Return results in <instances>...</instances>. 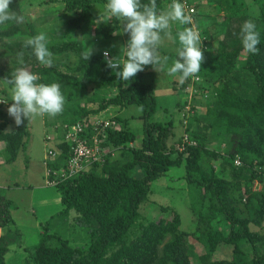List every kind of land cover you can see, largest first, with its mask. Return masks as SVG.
Returning <instances> with one entry per match:
<instances>
[{"label": "trees", "instance_id": "16d2710c", "mask_svg": "<svg viewBox=\"0 0 264 264\" xmlns=\"http://www.w3.org/2000/svg\"><path fill=\"white\" fill-rule=\"evenodd\" d=\"M192 1L198 9L192 13V29L200 34L205 59L199 80L189 78L182 85L174 84L189 95L181 99L184 102L175 103L184 125L181 133H176L173 118L151 119L158 110L151 77L156 73L155 66H145L128 82L120 80L107 67L102 55L106 49L99 54L92 52L86 61L82 58L85 44L71 38L72 30L89 21L95 7L105 6L107 0H12L10 10L23 16L24 22L0 24V81L11 86L5 78L29 64L28 71L40 77L37 83H58L65 97L63 111L54 120L44 115L45 124L53 129V137L45 136V144L58 152L56 158H45L46 167L51 171L66 169L71 150L65 136L77 122L85 126L88 139L95 134L100 148L115 152L78 175L58 179L55 187L61 208L45 222L48 225L41 223L43 233L26 264H264V0ZM148 2L141 0L142 4ZM48 3L62 5V16L71 15L74 27L68 33L57 30L61 39L49 33L54 36L48 45L53 53L50 67L40 64L32 48L24 46L37 35L36 20L29 19L24 8ZM156 4L157 11L163 12L169 11L173 3L156 0ZM205 6L216 11L215 15L212 11L213 17L205 13L202 17ZM101 16L99 21H91L97 37L111 38L122 30L115 17ZM207 17L212 22H207ZM246 20L254 21L260 33L259 52L255 55L246 53L240 41V26ZM179 25H171L170 34L179 32ZM122 34L127 44L129 36ZM21 52L23 64L18 63L17 54ZM72 53L75 64L61 57ZM169 55L175 57L174 52ZM110 89L114 93L109 94ZM0 91V97L9 100L5 106L0 103V141L10 154L9 161H14L27 147L31 117L7 130L11 120L5 109L12 101L7 92ZM95 98L99 100L97 107H88L87 103ZM129 105L140 108L138 117L143 120L137 146V135L127 125L128 117L111 116L116 124L104 129H96L93 123L96 113ZM235 159L241 164L236 165ZM180 166L190 189L189 207L194 219L190 231L180 228L179 213L168 206H159L155 219L139 212L150 184ZM137 170L141 171L140 177L134 174ZM53 176L51 173L49 178ZM255 179L262 185L260 190L252 188ZM4 189L0 188V228L14 220L11 200L4 202ZM72 212L74 222L82 223L89 236L82 246L49 232L52 218ZM14 241L15 236L8 230L0 236V264H6L4 256ZM222 245L231 248L230 257L214 258Z\"/></svg>", "mask_w": 264, "mask_h": 264}, {"label": "rangeland", "instance_id": "374dc122", "mask_svg": "<svg viewBox=\"0 0 264 264\" xmlns=\"http://www.w3.org/2000/svg\"><path fill=\"white\" fill-rule=\"evenodd\" d=\"M190 3L194 6L192 0H190ZM61 8L62 5L53 3H48L46 6L33 4L24 8L25 15L29 17V19L36 20L35 26L37 35L40 33L46 35L47 47L49 43L54 40V36L49 34L51 31L55 36H58L57 30H66L64 33H68L70 28L73 27L70 21L71 15L65 14L66 16H62ZM209 8L211 9L210 11ZM202 10L204 11L201 12L202 14H211L210 16H212V11L214 15L216 12L212 6H205ZM167 11L168 10H165L163 12ZM91 14L92 18H90L89 21L72 30L71 38L82 41L86 48H92L95 53L99 54L101 50L106 49L110 52L111 57L117 56L120 59L124 58L126 45L121 29H119L114 37L107 39L103 37L99 38L95 35L94 24L91 21L97 18H99V21L102 17L101 14L108 19L105 6L95 7ZM205 14H203L202 17H205ZM56 18L59 19L57 20ZM206 20L207 22H212V19L208 17ZM177 23L178 22H173L172 26L176 27ZM191 25L192 28H194L192 17ZM185 28V25H181L179 31ZM188 28H191V26H188ZM61 37V35L58 36V39H61ZM161 45L162 51L159 52L161 61L154 65V72L156 73H152L153 75L151 74L155 82V94L158 102V110L153 114L151 119L167 120L168 118H173L175 132L181 133L184 127L180 119L182 113L179 111L178 107L175 106V103L178 100L184 102L181 99L189 97V95H185L184 90H178L179 87L174 86V84L178 85V75H169L168 73V68L178 58L177 53L175 54L176 49L180 46L178 42V32L163 35ZM172 52H174L175 57L169 55ZM61 57L65 58L69 64L76 63L74 53L65 54V56L63 55ZM58 59L59 56L55 58V60ZM25 66V69L29 70L28 66L30 65L26 64ZM0 89L7 92L11 99V86L2 84L0 81ZM211 89L212 88L209 90ZM108 93H114V89H110ZM98 101L99 100L95 98L89 101L87 106L95 108L97 107ZM5 111H7V109H5ZM116 114L122 118H129L127 124L128 128L137 135L134 145H139L143 134V120L138 117L141 114L140 108L136 105H129L122 109L112 106L95 115L109 117ZM49 118L54 120V117L49 116ZM30 124L27 147L25 150H20L14 161H9L10 154L5 145L0 141V188H5L4 202L7 200H11L12 202L10 212L14 219L9 225L0 228V236L7 232V230L10 231V234L15 236V241L8 246V250L4 256L6 264L27 263V258L33 246L43 233L41 223H43V225H48L45 222L61 208L60 194L55 186H51L46 181V168L42 161L45 156L44 138L46 134L53 137V129L45 124L44 116L31 117ZM114 153L111 155H114ZM182 173H184L183 166L174 167L169 170L166 175L154 180L150 184L148 197L139 208V212L143 217L155 219L159 215L158 213H160L159 206H168L179 213L181 218L180 228L182 230L190 231L194 228V219L189 207L190 189L184 181ZM134 174L137 177L142 175L139 170L135 171ZM8 185H10L9 188L7 187ZM261 186L262 185L258 183V179H255L252 188L254 190H260ZM74 221V212L69 216L56 215L50 221L49 232H57L63 237L70 239L72 244L82 246L89 240V236L85 226L78 221L76 224ZM190 242L194 243V240L190 238ZM196 250L199 251L198 248H196ZM230 255L231 248L222 245L215 252L214 258H229Z\"/></svg>", "mask_w": 264, "mask_h": 264}, {"label": "clouds", "instance_id": "9594fccd", "mask_svg": "<svg viewBox=\"0 0 264 264\" xmlns=\"http://www.w3.org/2000/svg\"><path fill=\"white\" fill-rule=\"evenodd\" d=\"M11 3L12 0H0V24L8 21H15L16 23L24 22L23 16L17 15V13L10 10ZM171 3L173 4L170 6L169 11L158 12L156 0H149L145 4H142L141 0H107L105 5L107 18L111 19L115 17L120 21L121 33H127L129 36L127 44H125L124 59H120L117 56L111 57L107 50L102 51L107 67L113 70L118 79L128 82L138 72L143 71L145 66H154L160 63L161 57L158 49L162 43L161 33L165 35L170 34L173 22H179L181 25L191 23L195 7L190 3V0H187V3L194 9L191 14H188L184 10L179 0H171ZM239 35L242 47L246 53L255 55L259 52L260 33L254 21H244L240 26ZM201 41L200 34L193 30L192 26L178 32V42L180 45L176 49L178 58L168 68V73L169 75H178V82L181 85L189 78L199 80L198 73L205 59L201 48ZM24 46L32 48L33 54L40 64L47 67L53 65V53L47 47V38L44 33L30 37ZM92 52V48L87 47L82 53V58L88 61ZM17 55L18 63L23 64V52ZM39 79L40 77L37 74L22 67L13 71L9 77L5 78V83L11 85L12 93V103L8 105L7 112L17 126L22 125L24 120L30 117L35 118L44 115L55 117L63 111L65 97L61 92L60 85L58 83H37ZM8 101L0 100V103H5V106L8 104ZM110 117L96 115L93 116V122L97 118L110 119ZM67 143L70 144L71 150V154L67 160L68 163L72 155V143L69 140ZM46 146L48 150L51 149L47 142ZM103 149H107L106 156L110 155L114 150L108 147H104ZM53 152L55 155L52 156V159L56 158L58 154L54 150ZM45 158H49L48 154H45L42 160L47 173L48 166L46 167L45 165ZM91 167L92 165L87 169Z\"/></svg>", "mask_w": 264, "mask_h": 264}, {"label": "built area", "instance_id": "2783aa9c", "mask_svg": "<svg viewBox=\"0 0 264 264\" xmlns=\"http://www.w3.org/2000/svg\"><path fill=\"white\" fill-rule=\"evenodd\" d=\"M179 3L182 4L184 10L188 14H191L194 11L193 7L189 6V4L187 3V0H179ZM0 100L4 99L0 97ZM93 123L96 129H104L108 126H114L115 124V122L111 119L102 118L95 119ZM84 129L85 126L80 122H77L68 129L65 137L72 143V155L67 163V167L65 170L51 171L50 168H47L46 181L50 185H55L60 178L65 179L67 177L79 174L96 161L104 160L107 149L100 148L98 144L99 139L95 134L88 139L85 134L86 129ZM54 155L55 153L53 152V150L49 149L48 156ZM234 162L235 164H240L239 159H235ZM51 173L54 176L50 179L49 176L51 175Z\"/></svg>", "mask_w": 264, "mask_h": 264}, {"label": "crops", "instance_id": "0c3cea01", "mask_svg": "<svg viewBox=\"0 0 264 264\" xmlns=\"http://www.w3.org/2000/svg\"><path fill=\"white\" fill-rule=\"evenodd\" d=\"M7 114H8V112H7ZM8 116H9V115H8ZM9 119H10L11 121H10V122L8 123V125H7V128H6L7 130H10V129L12 128V125H13V127H14V125H15L13 118L9 116Z\"/></svg>", "mask_w": 264, "mask_h": 264}]
</instances>
